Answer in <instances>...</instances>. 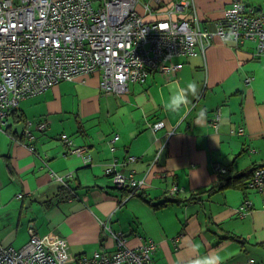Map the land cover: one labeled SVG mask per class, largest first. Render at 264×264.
<instances>
[{
    "label": "crops",
    "instance_id": "1",
    "mask_svg": "<svg viewBox=\"0 0 264 264\" xmlns=\"http://www.w3.org/2000/svg\"><path fill=\"white\" fill-rule=\"evenodd\" d=\"M173 1L138 0L135 9L156 20L169 14ZM247 3L264 13V0ZM229 6L230 0H191L171 15L195 12L214 31ZM173 61L181 68L170 75L151 71L124 93L103 90L98 71L85 82L61 81L9 110L0 124V244L21 247L32 227L39 236L63 238L74 258L114 253L120 234L128 247L155 243L154 264H241L249 257L264 264V192L236 178L264 165V53H256L253 40L235 45L214 33L204 53ZM43 120L47 126L38 131ZM159 120L164 126L152 130L149 124ZM26 130L35 135V151ZM62 135L86 146L89 158L71 153ZM111 164L144 179L153 203L169 202L154 207L115 190L105 173ZM224 177L234 182L196 195ZM63 185L75 189L73 197L59 194ZM246 200L251 206L242 209Z\"/></svg>",
    "mask_w": 264,
    "mask_h": 264
},
{
    "label": "built area",
    "instance_id": "2",
    "mask_svg": "<svg viewBox=\"0 0 264 264\" xmlns=\"http://www.w3.org/2000/svg\"><path fill=\"white\" fill-rule=\"evenodd\" d=\"M137 1L0 0V124L21 99L61 81L85 82L84 77L92 72L101 71L100 87L114 93L126 92L130 82L146 81L151 71L170 75L182 66L173 61L175 57L204 53L214 33L235 45L253 40L256 53H264V13L247 0H230L214 31L201 29L195 12L180 19L172 17L171 13L190 6L191 0L173 1L165 18L150 21L136 11ZM144 7L151 9L149 3ZM219 119L217 110L213 123ZM149 125L156 131L164 122ZM44 126V122L37 124L39 129ZM25 132L31 140L30 130ZM61 139L71 153L89 158L86 146H74L65 135ZM105 172L112 174L119 189L145 184L144 179L128 177L113 164ZM248 186L264 192V165L253 171ZM250 206L251 201L246 200L241 208ZM28 232V241L19 248L0 244V264H154L152 241L132 248L118 234L114 253L74 258L68 255L63 238L39 236L32 227ZM241 264L257 263L247 258Z\"/></svg>",
    "mask_w": 264,
    "mask_h": 264
},
{
    "label": "trees",
    "instance_id": "3",
    "mask_svg": "<svg viewBox=\"0 0 264 264\" xmlns=\"http://www.w3.org/2000/svg\"><path fill=\"white\" fill-rule=\"evenodd\" d=\"M199 25H200L201 29H203V30H208L207 28H203V26L201 25L200 21H199ZM215 25H216V23H215ZM208 31H209V30H208ZM72 81H73V80H72ZM144 82H145V81H144ZM144 82H142V83H144ZM27 97H29V96H27ZM25 98H26V97H25ZM23 99H24V98H23ZM17 116H18L19 118H21V115H17ZM41 122H44V123H45V126H44L43 129H39V128L37 127V124H39V123H41ZM218 122H219V120H218ZM39 123L36 124L35 129H37L38 131H44L45 127L47 126L46 121L43 120V121H40ZM28 128H29V126H28ZM30 133H31V135H32V137H33L31 140L29 139V140L31 141L30 144H31V146H32V148H33V151H35V150H36L35 145H34V144H35V143H34V141H35V135L33 134V132H32L31 130H30ZM22 135H24V136H26V137L29 138V136L27 135V133H26L25 131L23 132ZM68 137H69V136H68ZM60 140L62 141L61 137H60ZM259 166H261V165L255 166L254 168L248 170L246 173H241V174H239V175L236 177L237 180L241 183V185H244V184H245V183H243L244 180H249V179L251 178L253 171H254L257 167H259ZM105 173H106V172H105ZM106 175H108V176L111 178V180H112V174H110V173H106ZM224 180H226L227 182L225 183ZM235 180H236V179H235ZM112 182H113V181H112ZM233 182H234V180L227 179L226 177H224V178H223V182H220V183H219L218 185H216V186H210V187H208V188L201 189V190L197 191L198 193H196V195H197V194H201V193H214L215 191L220 190V189L224 188L225 186H228V185L232 184ZM113 187L115 188V190L117 189V190H119V191L122 192V193L124 192L125 195H130V196H136V195H139L144 201H146V202L149 203L150 205H153L154 207H159L160 205H165V204H167V202H169V200H164V201H161V202L153 203L152 200L149 199V198L147 197V195H146V193H145L143 187H141V188L139 187V188H126V189H119V188L115 187L114 184H113ZM59 191H60L59 194L62 195L63 198H65V199H68V198H70V197H73L74 194H75V189H74V188H70V189H68L66 185H65V186L63 185V186L59 187ZM194 198H195V195H194L193 197H191L190 199H194ZM259 245L262 246V247L264 248V242H260Z\"/></svg>",
    "mask_w": 264,
    "mask_h": 264
},
{
    "label": "rangeland",
    "instance_id": "4",
    "mask_svg": "<svg viewBox=\"0 0 264 264\" xmlns=\"http://www.w3.org/2000/svg\"><path fill=\"white\" fill-rule=\"evenodd\" d=\"M142 1H144V0H142ZM137 3H138V2H137ZM139 3H140V1H139ZM137 5H139V4H137ZM137 5H136V6H137ZM72 119H74V118H69V119H66V120H63V121L66 123V122H68L69 120L71 121ZM60 127H61V126H59L58 129H59ZM17 128H18V129H21V124H20V125H17ZM66 129H68V128H65V130H66ZM59 130H61V129H59ZM19 240H20V238L18 239V241H19ZM27 241H28V239H27ZM27 241H26V242H27ZM23 242H25V239H24ZM23 242L20 241V245H21ZM26 242H25V243H26ZM17 245H18V244H17ZM17 245L14 244L15 247H17Z\"/></svg>",
    "mask_w": 264,
    "mask_h": 264
},
{
    "label": "bare ground",
    "instance_id": "5",
    "mask_svg": "<svg viewBox=\"0 0 264 264\" xmlns=\"http://www.w3.org/2000/svg\"><path fill=\"white\" fill-rule=\"evenodd\" d=\"M249 258H253V257H249ZM244 261H245V260H244ZM244 261H243V262H244Z\"/></svg>",
    "mask_w": 264,
    "mask_h": 264
}]
</instances>
